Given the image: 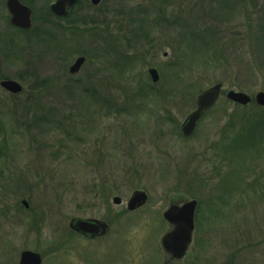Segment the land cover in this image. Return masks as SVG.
Listing matches in <instances>:
<instances>
[{"label": "rangeland", "instance_id": "obj_1", "mask_svg": "<svg viewBox=\"0 0 264 264\" xmlns=\"http://www.w3.org/2000/svg\"><path fill=\"white\" fill-rule=\"evenodd\" d=\"M6 1L0 80L25 93L0 86V264H18L25 250L42 264H163L162 214L189 200L197 202L192 242L170 264H264V107L225 98L264 92V0H83L76 19L97 26L77 23L67 38L56 26L66 22L45 16L55 0H20L39 13L30 36L11 27ZM101 31L108 54L97 43L69 73L83 56L75 48ZM216 83V105L184 137L196 96ZM136 190L148 199L131 212ZM77 216L105 221L109 233L79 239L68 226Z\"/></svg>", "mask_w": 264, "mask_h": 264}, {"label": "water", "instance_id": "obj_2", "mask_svg": "<svg viewBox=\"0 0 264 264\" xmlns=\"http://www.w3.org/2000/svg\"><path fill=\"white\" fill-rule=\"evenodd\" d=\"M77 0H55L49 6L50 11L58 16H66L68 9L72 8ZM100 0H91L92 5H97ZM9 15L10 24L21 30H29L32 26V9L22 4L19 0H7L5 3ZM85 62L84 57H78L73 65L69 67V73H77ZM148 75L152 83H157L160 79L158 71L154 68L148 69ZM0 86L12 93L21 94L23 91L22 85L10 79L0 81ZM222 92V84L216 83L202 92L195 99V110L189 113L180 126L181 133L184 137H189L196 129L198 121L201 119L204 111L210 109L218 101ZM225 97L230 102L239 106H247L252 98L245 93L235 91H227ZM255 104L264 107V92L257 93L253 98ZM146 192L136 190L132 193L127 202V210H139L147 202ZM116 205L121 203V199L117 196L112 199ZM27 207L26 201H22ZM197 206L195 200L184 201L183 203H170L167 209L163 212L162 217L170 226V229L161 237V247L164 253L169 257V260H181L191 242L194 231V215ZM68 226L71 230L88 234L91 237L104 236L108 233L109 225L98 219H84L74 217L69 220ZM18 264H41V257L38 253L25 250L21 252Z\"/></svg>", "mask_w": 264, "mask_h": 264}, {"label": "trees", "instance_id": "obj_3", "mask_svg": "<svg viewBox=\"0 0 264 264\" xmlns=\"http://www.w3.org/2000/svg\"><path fill=\"white\" fill-rule=\"evenodd\" d=\"M82 2H83V0H77L76 1V4H75V6L74 7H79L81 4H82ZM26 4L29 6V7H31L32 9H34V5L32 4V2L31 1H29V2H26ZM44 12H46L45 13V16H47V17H50V19H48V20H51L52 18L53 19H56V20H64L65 22H66V26H65V24H58V22H56V26H57V30L58 31H60V33H68V35H66V38H67V36H69V32L68 31H71V29L72 28H74V29H77V27H78V25H76L77 23H79V24H81V25H85V24H89V25H91V28H93L94 26H97L96 25V22L94 21V20H92L91 19V23L89 22H87L86 21V18L85 17H81V19H79L78 18V20L76 19V14L73 12V10L75 9H72V10H70L69 11V13H68V15H66V17H61V18H56V17H54L53 16V14L50 12V10L48 9V7L47 6H44ZM42 9V10H43ZM38 11H35L34 13H33V15H34V19L36 20V18H37V16H38V14L39 13H37ZM37 19H39V18H37ZM52 19V20H53ZM37 21V20H36ZM139 21H140V23L142 24V25H145L144 24V21H145V19H144V17H142L141 19H139ZM175 22H178V18H175ZM70 26H71V29H70ZM142 26H140L139 28H141ZM35 26L33 25V27H32V29L30 30V31H27V33H26V35L27 36H30V35H32V34H34V30H35ZM40 30H41V32H40V34H45V35H51V34H53V33H51V29H42V28H39ZM16 30V29H15ZM37 30V29H36ZM35 30V31H36ZM92 33H89V36L91 35ZM93 36L92 37H94V43L92 44V41H93V39H92V41L89 43V45H88V47H84V48H81V49H79V47L76 49L75 47V50H77L76 52H80V54L81 55H83V56H85L88 60L90 59V58H88L89 57V55H90V51H92V50H98L97 48H96V44L98 43V45H101V43H103V46L102 47H100V51H103L102 52V56L103 55H106V54H108L107 53V49L106 48H108L109 46H110V44H108V42H110L109 41V39L107 38V36H106V32H104V31H101V32H99V33H94L93 32ZM102 34H104V36H102ZM134 35H132V38H133V36H138V34H136V33H133ZM37 36L39 37V35L37 34ZM36 36V37H37ZM76 37H75V40L77 39V35H75ZM140 36V35H139ZM78 37H79V35H78ZM43 38V37H42ZM79 39H81V38H79ZM77 43V42H76ZM99 47V46H98ZM88 48H91L90 49V51H87V49ZM99 51V52H100ZM120 53H121V51H120ZM19 53H15V55H12L13 56V59L14 60H16V61H22V63L23 64H26V61H24V58H23V56H22V59L20 58V55H18ZM135 54L136 53H133V55L132 56H135ZM6 55H7V57L8 56H10L8 53H6ZM6 57V56H5ZM130 59V58H129ZM120 60H122V62L125 60V59H122V56H121V59ZM131 60H133V58L131 59ZM136 60V59H135ZM28 75H30V76H32V73L30 72ZM1 78V77H0ZM18 80H20V81H23L22 79H21V77H19L18 78ZM87 90V92L89 91L90 92V95H92V96H95V95H98V94H95V93H97V92H95V91H91L90 89L88 90V89H86ZM95 92V93H94ZM23 93H25V90H24V92ZM36 94L35 93H33V96H35ZM15 97V96H14ZM97 97V96H96ZM105 101H106V104H108V102H110V100L109 99H104ZM239 107V106H238ZM208 111V110H207ZM2 125H3V119L0 117V130H2Z\"/></svg>", "mask_w": 264, "mask_h": 264}, {"label": "flooded vegetation", "instance_id": "obj_4", "mask_svg": "<svg viewBox=\"0 0 264 264\" xmlns=\"http://www.w3.org/2000/svg\"><path fill=\"white\" fill-rule=\"evenodd\" d=\"M105 222V221H104ZM73 231V233L77 236V237H79V239H81V240H84V241H86V242H94V241H98V240H100V239H102L103 237H105L107 234H105L104 236H94V237H91L90 235H88V234H83V233H80V232H76V231H74V230H72ZM109 232V231H108ZM65 242H67V241H65ZM42 259V258H41ZM172 260H167L165 263H163V264H170V262H171ZM41 264H42V262H41Z\"/></svg>", "mask_w": 264, "mask_h": 264}]
</instances>
